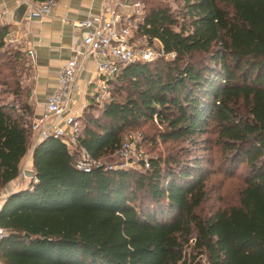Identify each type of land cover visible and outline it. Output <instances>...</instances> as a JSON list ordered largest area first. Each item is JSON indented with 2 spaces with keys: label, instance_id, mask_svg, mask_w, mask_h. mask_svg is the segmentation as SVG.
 Masks as SVG:
<instances>
[{
  "label": "trees",
  "instance_id": "16d2710c",
  "mask_svg": "<svg viewBox=\"0 0 264 264\" xmlns=\"http://www.w3.org/2000/svg\"><path fill=\"white\" fill-rule=\"evenodd\" d=\"M182 1L183 17L158 6L137 30L174 59L124 68L101 114L89 118L91 105L79 118L76 148L53 136L37 145L30 186L0 211L2 264H264V0ZM14 29L0 25V192L20 177L33 138L29 105L4 96L28 93L26 55L6 42ZM155 127L164 142L193 144L214 128L250 167L238 204L203 215L207 176L195 160L105 164L127 133ZM82 152L100 166L77 169Z\"/></svg>",
  "mask_w": 264,
  "mask_h": 264
},
{
  "label": "built area",
  "instance_id": "2783aa9c",
  "mask_svg": "<svg viewBox=\"0 0 264 264\" xmlns=\"http://www.w3.org/2000/svg\"><path fill=\"white\" fill-rule=\"evenodd\" d=\"M19 6L26 5L25 15L27 22L50 17L57 7L59 0H13ZM112 0L106 3V14L99 17H90L85 20H75L71 22L75 29L82 32V45L76 55L69 59L62 67L56 91L51 94L46 102L47 115L50 120H39L31 122V117L27 119L31 122V130L36 133L37 144L49 137L65 139L69 146L76 148L82 134V124L79 120L81 116L70 113L74 105V94L77 89V80L81 71L85 70L86 63L93 60L96 64L98 80L95 83L93 98L98 103H105L111 98L109 83L115 80L121 71L127 66L135 63H153L160 59L171 60L176 57L174 53H166L161 45L157 47L142 44L137 35L138 25L134 26L130 20H126L118 12L122 5ZM124 9L138 10L142 13L145 8L137 3L132 6H123ZM8 12H0V25L11 26ZM15 29L6 37V42L10 46L23 49V44L29 37L23 24L17 23ZM33 55L32 51L28 52ZM135 148L132 141H125L118 155L129 157L134 155ZM140 161V159H139ZM142 168L150 169L148 159L141 160ZM100 164L93 161L86 152H82L81 158L77 162V169L90 173L93 168ZM133 167V164H127ZM110 169H126L124 166ZM8 235L7 231L0 228V242Z\"/></svg>",
  "mask_w": 264,
  "mask_h": 264
},
{
  "label": "crops",
  "instance_id": "0c3cea01",
  "mask_svg": "<svg viewBox=\"0 0 264 264\" xmlns=\"http://www.w3.org/2000/svg\"><path fill=\"white\" fill-rule=\"evenodd\" d=\"M108 1L110 0H59L55 12L50 17L32 22L26 21L25 13L20 23L29 35L22 49L28 61L29 72L23 81L28 93L21 102L29 105L31 122L50 120L46 110L47 99L58 87L62 67L81 48L82 32L75 29L71 22L105 15ZM112 1L118 3V0ZM20 7L22 6L18 7L13 0H0V12H8L14 24L18 23L15 16ZM29 51L33 52L32 56L29 55ZM96 69L95 62L91 60L86 63L85 70L81 71L74 94L75 102L70 113L82 116L95 101L91 93H94V85L98 80ZM36 136V133H33L31 149L23 164L25 170L33 177L35 174L33 156L39 144H37ZM20 180L21 177L0 192V211L10 195L29 187H17L21 183ZM0 264H2L1 261Z\"/></svg>",
  "mask_w": 264,
  "mask_h": 264
},
{
  "label": "rangeland",
  "instance_id": "374dc122",
  "mask_svg": "<svg viewBox=\"0 0 264 264\" xmlns=\"http://www.w3.org/2000/svg\"><path fill=\"white\" fill-rule=\"evenodd\" d=\"M140 3L144 6L145 10L140 11L124 9L123 6H132ZM120 6L118 12L124 19L130 20L134 26H137L144 21L148 16L152 8L158 6L166 7L176 17H183V1L182 0H120ZM182 23V19H179ZM142 44H147L144 40L140 39ZM29 68H26V74L23 75L21 81H24L26 75H28ZM128 86V83L125 84ZM124 87V86H123ZM125 88V87H124ZM122 87L115 89L116 100L122 101L125 99L127 93ZM10 92L4 94L8 99V102L12 105L21 106V99H16ZM93 94V92L91 93ZM98 102H92L95 106L94 110H88L89 118L99 116L101 114L104 102L100 105ZM212 127L202 136L195 139L196 144L189 140H176V141H162L158 138L161 131L155 127V129L148 130L147 128L142 130L130 131L125 137V141H132L135 148L134 155L124 157L118 153L112 156L110 159L105 160V164L113 166L115 168L125 167L126 169H135L138 171L147 170L142 168V159L163 158L177 156L183 159H191L198 161L202 166L205 175L207 176L206 182V201L203 206L204 216H210L219 209H228L238 204L239 195L245 188V179L250 171V167L245 163H234L232 160V153L227 150L224 140L220 139L218 133ZM140 159V161H139ZM26 160V159H25ZM21 165L20 173V185L19 188L30 186L33 180V176L28 173L23 164ZM127 164H133V167H127ZM6 193V192H5ZM8 193V192H7ZM6 193V194H7Z\"/></svg>",
  "mask_w": 264,
  "mask_h": 264
},
{
  "label": "water",
  "instance_id": "95a60500",
  "mask_svg": "<svg viewBox=\"0 0 264 264\" xmlns=\"http://www.w3.org/2000/svg\"><path fill=\"white\" fill-rule=\"evenodd\" d=\"M27 11V6L23 5L22 7H20L17 11H16V22L20 23V21L23 19L25 13ZM28 238H30V236L27 234L26 235Z\"/></svg>",
  "mask_w": 264,
  "mask_h": 264
}]
</instances>
